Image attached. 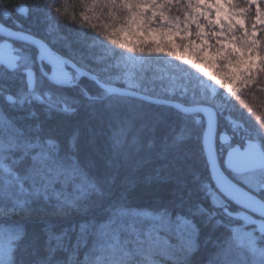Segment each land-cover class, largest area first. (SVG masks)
<instances>
[{
	"label": "trees",
	"instance_id": "obj_1",
	"mask_svg": "<svg viewBox=\"0 0 264 264\" xmlns=\"http://www.w3.org/2000/svg\"><path fill=\"white\" fill-rule=\"evenodd\" d=\"M157 2L171 20L188 16L189 0ZM135 3L0 0V23L42 39L107 83L213 107L217 135L230 137L228 143L216 141L222 167L233 147L257 144L264 154V28L259 27L255 40L260 69L241 77L240 90L207 100L199 92L193 95L202 78L194 71L197 59L188 61L170 46L142 38L137 22L156 27L162 18L144 11L138 21L132 15H137ZM21 5L26 16L17 12ZM7 42L17 60L13 68L0 63V155L8 156L3 158L8 172L0 167V229L10 226L17 237L7 242L2 264H95L109 244L127 253L116 264H136L145 260L137 247L150 228L172 244L166 249L171 259L152 255L164 264H264L233 237V228L242 222L228 213L239 209L213 187L200 115L107 95L86 78L55 85L42 75L34 48ZM227 59L222 56L215 65L221 77L237 80L234 58ZM171 77L186 92L166 93ZM39 152L49 158L41 162L32 157ZM223 169L231 180L262 196L260 188ZM48 170L57 173L54 181ZM213 193L223 204H215ZM136 211L157 215L163 225L158 229L133 216ZM255 234L264 253V237Z\"/></svg>",
	"mask_w": 264,
	"mask_h": 264
},
{
	"label": "rangeland",
	"instance_id": "obj_2",
	"mask_svg": "<svg viewBox=\"0 0 264 264\" xmlns=\"http://www.w3.org/2000/svg\"><path fill=\"white\" fill-rule=\"evenodd\" d=\"M120 1L125 6H128V0ZM239 1L189 0L188 6L190 9L188 16L181 21L177 19L171 20L166 14L164 15L162 12L163 6L157 0H136L137 15L135 11L132 15L138 18L139 21V17L144 11H151L152 16L162 18L161 24L156 27L143 26L137 22L139 35L155 44L170 46L179 53L180 57L188 61L197 59L194 71L202 78L195 85L197 87H195L193 95H197L199 92L201 97L207 100H214L218 96L225 97L229 93L243 88L244 81H240L241 77H249L255 69H260L261 57L257 53L256 49L258 46L255 40L259 27L264 28V0H242L245 4L243 7ZM237 30H241V33L238 34ZM176 38L182 40V45L176 42ZM251 49H253V53L249 54ZM128 51L131 52L130 47ZM4 55L17 58L12 45L6 41L0 43V63ZM222 56H227V60L234 58L235 69L233 73L237 76V80L235 78L227 77L224 79L221 77V70L215 63ZM14 66L15 64H11L9 68ZM204 67L208 69L205 70ZM188 74L189 72L185 73V75ZM77 78L78 76L71 74L68 83H74ZM170 86L164 88L168 94L178 90L181 92H186L187 90L186 86L177 84L176 78L173 77L170 79ZM221 136H227L228 139L221 141ZM217 140L222 144L228 143L230 137L227 134L220 133ZM35 156L40 157L41 162L49 158L46 152L32 155V157ZM4 157L8 156L0 155V167L7 171L3 160ZM263 167L244 173L241 178L256 189L260 186L264 188V181L261 182L264 176ZM47 173L51 174L52 181L57 177V173L51 170H48ZM212 199L216 205L223 204L221 198L215 193L212 194ZM132 215L152 222V225L158 229L163 225L162 220L157 215L148 211H136ZM240 221L242 225L233 228L234 239L239 245L254 253L257 260L264 263V253L257 246L256 229L253 226H249L253 229H247L244 222ZM136 231H133L135 236L138 233ZM144 235V243H142V246L137 247V253H141L145 260H141L136 264H164L152 257L156 253L161 258H172V255H169L166 251L172 245L166 236L156 234L153 228L147 230ZM16 237L17 234L10 226L0 229V264H2V258L8 253L9 245L7 242ZM138 240L141 241L142 239L138 238ZM123 255H127V253L109 244L107 250L104 247L103 251L101 249L95 264H116Z\"/></svg>",
	"mask_w": 264,
	"mask_h": 264
},
{
	"label": "water",
	"instance_id": "obj_3",
	"mask_svg": "<svg viewBox=\"0 0 264 264\" xmlns=\"http://www.w3.org/2000/svg\"><path fill=\"white\" fill-rule=\"evenodd\" d=\"M17 12L23 16L27 15V9L24 6L17 7ZM0 38L8 41L20 42L34 48L37 53V59L40 67L43 63L50 69L56 68L63 70L69 68L71 71L76 73L78 78L83 77L96 82L98 86L108 95L127 97L155 105L169 106L186 116L200 115L204 121L201 145L214 188L227 201L231 202L241 210L240 213L230 214L229 216L231 218L241 219L245 226L256 227L258 233L264 236V196L263 198H260L232 181L225 174L218 160L216 150L217 113L213 107L204 104L185 105L177 101L150 96L134 89L119 87L117 85L107 83L98 76L78 67L71 60L51 50L49 45L43 40L29 33L7 27L2 23H0ZM2 62L7 66L8 64H12L14 62V58L4 55ZM42 73L46 78H48V74L45 73L43 69ZM49 80L55 85L65 84L51 79ZM7 100L9 102L12 101L9 97ZM227 139V136L220 137L221 141ZM262 166H264V154L256 145L253 147H246L243 150H229L226 153L223 162V167L234 174L250 172Z\"/></svg>",
	"mask_w": 264,
	"mask_h": 264
},
{
	"label": "bare ground",
	"instance_id": "obj_4",
	"mask_svg": "<svg viewBox=\"0 0 264 264\" xmlns=\"http://www.w3.org/2000/svg\"><path fill=\"white\" fill-rule=\"evenodd\" d=\"M47 76L49 79L57 81V82H61V83H68L71 78V74L67 69L59 70L56 68H51Z\"/></svg>",
	"mask_w": 264,
	"mask_h": 264
},
{
	"label": "flooded vegetation",
	"instance_id": "obj_5",
	"mask_svg": "<svg viewBox=\"0 0 264 264\" xmlns=\"http://www.w3.org/2000/svg\"><path fill=\"white\" fill-rule=\"evenodd\" d=\"M247 147V146H246ZM245 148V147H244Z\"/></svg>",
	"mask_w": 264,
	"mask_h": 264
}]
</instances>
